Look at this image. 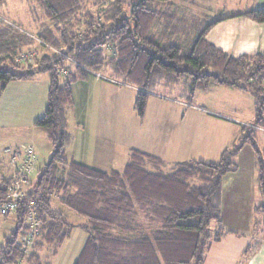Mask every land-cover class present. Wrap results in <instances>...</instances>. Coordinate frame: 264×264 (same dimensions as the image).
<instances>
[{
  "label": "trees",
  "instance_id": "obj_1",
  "mask_svg": "<svg viewBox=\"0 0 264 264\" xmlns=\"http://www.w3.org/2000/svg\"><path fill=\"white\" fill-rule=\"evenodd\" d=\"M35 1L53 25L37 35L47 52L36 54L32 62H19L17 57L35 39L15 24L0 29L1 92L11 81L49 75L48 107L36 125L47 133L54 150L28 178L14 214L16 229L0 248V264H49L47 256L58 253L74 226L66 212L56 209V200L85 220L88 239L75 264H205L209 245L224 233L211 232L213 222H222L223 179L238 170L236 157L247 144L256 155L262 198L255 212L264 221V159L254 135V128H264V55L232 57L211 44L206 35L223 19L206 25L188 47L166 45L177 35L178 25L175 13H166L157 3L172 0H142L133 7L138 0ZM93 10L99 11L98 17ZM240 15L264 22V9L251 8ZM108 69L138 88L135 110L141 120L162 80L188 76L191 94L211 84L250 92L255 97L254 123L218 162L183 161L167 169L164 160L139 149H131L122 170L103 171L71 160L66 146L67 112L75 103L73 84ZM8 184L0 181V200L7 198ZM31 206L41 225L26 256L19 247ZM44 250L50 254L43 255Z\"/></svg>",
  "mask_w": 264,
  "mask_h": 264
},
{
  "label": "crops",
  "instance_id": "obj_2",
  "mask_svg": "<svg viewBox=\"0 0 264 264\" xmlns=\"http://www.w3.org/2000/svg\"><path fill=\"white\" fill-rule=\"evenodd\" d=\"M251 8L264 9V0H250L238 11L208 14L206 25L216 19L223 20L211 27L206 35L207 40L232 57L245 54L264 55V22L238 16ZM159 26L156 25V31ZM171 83L175 82L165 78L154 88L148 100L145 118L141 120L135 117L137 126L130 130L126 120L118 118L117 114L114 118H108L111 116V110L107 111L110 105L107 95L115 93L116 87L107 81V73L91 74L87 78L77 80L73 84L75 103L67 112V132L70 136L66 146L67 157L103 171L113 170L108 165L118 156L127 159V163L131 149L147 153L151 151L150 154L164 160L169 166L180 162L176 156H172L180 152L185 153L183 159L186 161L218 162L226 148L238 143L244 128L254 123L255 97L250 92L229 85L211 84L208 88H199L191 94L190 81L185 89V96L190 105L183 114L184 117L187 116L183 130H180L183 131V138L182 141H175V133L171 137L170 132L176 126L174 114L178 105L157 98L159 95L156 94L157 89L169 87ZM50 85L48 74L37 75L30 80L11 81L2 92L0 83V168L4 172L11 169L8 156L2 152L5 147L25 149L32 146L36 153L41 155L39 146L47 145V158H51L53 143L47 133L36 125L47 110ZM162 132H165V136ZM143 134L145 137L150 135L151 140L143 138V141H140L139 138L144 137ZM254 135L264 159V128H254ZM159 137L164 143L161 148L157 147ZM9 138L14 140L9 141ZM197 140H200L202 147L198 148ZM119 144L121 146H118ZM249 152L251 154V151ZM239 155L236 158L239 165L236 171L239 173L232 181V188H223V181L220 202L221 223L238 229L240 237L230 234V239L223 236L222 240L211 244L205 264L221 263L214 262L212 255L216 253L220 256L218 251L223 249L222 245L226 242L234 245L236 258L233 264L236 261L239 263L244 253L248 255L244 256L243 264H264V221L255 212V206L262 200L257 180L256 155L253 152L250 156L251 163H248L251 166L243 168ZM56 209L66 212L74 223L71 236L61 247L56 263L69 261L75 264L88 239V233L83 228L85 220L59 203ZM79 232L83 235L82 240L77 242L74 236Z\"/></svg>",
  "mask_w": 264,
  "mask_h": 264
},
{
  "label": "rangeland",
  "instance_id": "obj_3",
  "mask_svg": "<svg viewBox=\"0 0 264 264\" xmlns=\"http://www.w3.org/2000/svg\"><path fill=\"white\" fill-rule=\"evenodd\" d=\"M248 1L250 0H172V2L157 3L161 10L169 11V12L165 11L166 13H175V23H177L178 25L177 33H176L177 35L175 37H172L174 39H171V41H167L166 45L177 44L180 46L188 47L189 46L188 44L191 43L192 40L200 34V29L206 26L207 19H209L207 18L208 14L209 15L211 13L220 14V13H229L232 11H238V10H241L244 6H246L248 4ZM157 4H154L153 6H156ZM93 14L96 17H98L99 11L93 10ZM8 24H15L17 27L20 28V30L31 34L32 38L35 39V42L30 47L28 46L24 48L21 54L17 57L19 62L21 61V62L26 63L27 59H29L32 62L36 54L40 52L41 53L47 52V50L41 47L40 45L41 42L37 38V35L38 33L42 32L43 29H45L46 27L53 29V25L51 24L49 19L46 17L44 10L40 7V5L35 0H3L2 2H0V29H6L8 27ZM50 50L53 51V49H50ZM106 73H107V81H110L116 87L115 93H110L109 95H107V97H109L107 98V102L110 101V105L108 107L109 109H107V111L111 110L110 112L111 116H108V118L109 119L114 118V115L117 114L118 118L125 119L126 125L130 126V130H133V128L137 126L135 122V117L138 118L137 112L135 110V100H136L138 88L136 86H134L135 87L134 88L132 85L124 83L122 79L114 76L113 72L109 69L103 72L102 74H106ZM38 75L47 76L46 73H41ZM167 80H171L172 82H175V83L169 84V87L163 86L160 89H157L158 93L156 94L159 95V97L157 98H161V99L168 101L169 103L178 105L177 111L174 114L176 128L175 127L173 128V130L170 132V136L173 137L175 133L174 140L182 141L183 131L181 132L180 130H183L184 123L186 122L185 120L187 119V116L184 117L183 114L187 106L190 105L188 103L187 97L185 96V89L188 86V83L191 81V79L188 76H183L179 79H172V78L169 79L168 78ZM193 102H195V100ZM137 121L139 125H141L140 121L139 120ZM142 128L143 129L145 128L144 125L142 126ZM166 134L168 133L166 132ZM162 135L165 136V132H162ZM143 138L151 140L150 135H148V137L144 136L142 138H139V140L143 141ZM13 140L14 138H11V139L9 138V141H13ZM158 140H159V143L157 144V147L161 148L164 143L160 139V137L158 138ZM197 143H198V148L202 147L200 140H197ZM118 146H121V144H119ZM39 147H40L41 155L38 154L39 158L36 161L34 174H37L38 170L41 169L44 166V163L47 162L48 160L47 157L49 153V147L47 145H40ZM252 148L253 147L250 145L247 148H245L242 151V153L240 152L241 154L239 156L241 157V163H242L241 167L242 168L244 166H247V167L251 166V164H248V163L249 162L251 163L250 156H252L254 152ZM249 151H251V154ZM148 152L151 153V151H148ZM172 156H176V158H178L180 162L186 161V159H183L185 157L184 152H180ZM172 158H175V157H172ZM126 161L127 159L120 158L118 156L108 166L110 169L122 170L124 166L126 165ZM170 161L174 162L171 159ZM173 165L169 166L167 169L174 167ZM238 173L239 172L236 170L227 173L223 179L224 181L223 188L227 186H230L232 188L233 186L232 181L234 180V178L237 177ZM58 203L59 202L57 200L54 201L55 206L58 205ZM141 223H143V221ZM16 224L17 223L15 220L14 214L8 217H4L0 215V247L5 244V236H11L12 231L16 229V226H17ZM219 230H222V232H224L221 237L227 236V238L230 239L231 237L230 234H234L237 237H240L238 236V229H232L228 227L226 224L223 225V223H221V226H218L217 222H213L211 225V232L213 234H216V232H218ZM82 231H84V229ZM23 235H25V232L23 233ZM82 235H83L82 232H79V234L78 233L75 234L74 240L77 242L81 241ZM129 236L132 237V235H129ZM35 240L36 238H34L32 244L30 245L31 246L30 248H28L27 250H24V254L26 256L32 252V248H33V244ZM218 241H214V242H218ZM211 244L208 247L207 253L209 254L211 250L210 249ZM222 247L223 249L218 251L220 256H217L215 253L212 255V259L214 260V262L221 261L220 264H233L234 259L236 258L234 245L226 242L222 245ZM44 251L45 252L42 253L43 255H48V253L50 252L49 250L48 251L44 250ZM59 252L60 250L54 256H50V255L49 257L47 256L49 260V264H58L56 263V261L59 257L58 256ZM247 255L248 253L246 254L244 253L241 256V261H239V263L238 261H236L235 264H243V262L245 261L244 256H247ZM43 258H46V257H43ZM44 262L46 263L47 261L44 260ZM62 264H72V263H70L69 261H66Z\"/></svg>",
  "mask_w": 264,
  "mask_h": 264
},
{
  "label": "built area",
  "instance_id": "obj_4",
  "mask_svg": "<svg viewBox=\"0 0 264 264\" xmlns=\"http://www.w3.org/2000/svg\"><path fill=\"white\" fill-rule=\"evenodd\" d=\"M2 152L8 156V165L11 169L4 172L0 168V181H9L6 192L7 198L0 200V215L10 216L18 211V201L25 196V185L28 183L29 176L35 171L38 157L32 146L25 149L5 147ZM26 225L25 235H22L21 247H19L23 251L31 247L34 238L40 232L41 222L32 206L26 215Z\"/></svg>",
  "mask_w": 264,
  "mask_h": 264
},
{
  "label": "water",
  "instance_id": "obj_5",
  "mask_svg": "<svg viewBox=\"0 0 264 264\" xmlns=\"http://www.w3.org/2000/svg\"><path fill=\"white\" fill-rule=\"evenodd\" d=\"M141 1H142V0H138V1L134 2V3L132 4V7H133V6H137V5H139V3H140Z\"/></svg>",
  "mask_w": 264,
  "mask_h": 264
},
{
  "label": "bare ground",
  "instance_id": "obj_6",
  "mask_svg": "<svg viewBox=\"0 0 264 264\" xmlns=\"http://www.w3.org/2000/svg\"><path fill=\"white\" fill-rule=\"evenodd\" d=\"M43 130V129H42ZM50 141V140H49ZM38 155V154H37Z\"/></svg>",
  "mask_w": 264,
  "mask_h": 264
}]
</instances>
